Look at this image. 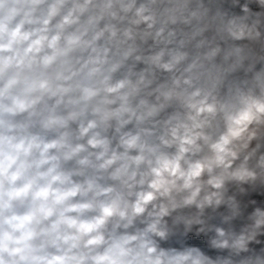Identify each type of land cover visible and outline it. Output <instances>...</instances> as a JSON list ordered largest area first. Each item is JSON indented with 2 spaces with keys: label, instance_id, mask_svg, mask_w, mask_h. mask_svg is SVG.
I'll return each instance as SVG.
<instances>
[{
  "label": "clouds",
  "instance_id": "9594fccd",
  "mask_svg": "<svg viewBox=\"0 0 264 264\" xmlns=\"http://www.w3.org/2000/svg\"><path fill=\"white\" fill-rule=\"evenodd\" d=\"M0 264H264V0H0Z\"/></svg>",
  "mask_w": 264,
  "mask_h": 264
}]
</instances>
